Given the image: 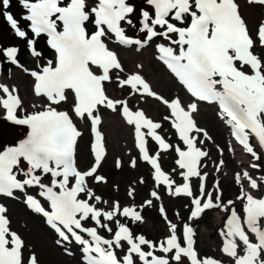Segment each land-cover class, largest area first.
<instances>
[{
	"label": "snow or ice",
	"instance_id": "snow-or-ice-1",
	"mask_svg": "<svg viewBox=\"0 0 264 264\" xmlns=\"http://www.w3.org/2000/svg\"><path fill=\"white\" fill-rule=\"evenodd\" d=\"M245 2L264 7V0ZM19 3L27 11L21 19L30 22L31 35L9 10L12 0H0V15L25 40L36 66L29 69L21 64L17 47L0 48V57L33 78V94L42 102L33 103L28 111L19 89L0 82L2 118L26 129L23 139L0 146V197L23 199L33 213L45 219L66 254L75 255L72 248L76 247L84 264H185V260L188 264H224L215 257L201 256L196 248L197 233L190 221L200 220L211 210L226 214L219 236L221 252L231 264H264V175L237 172L234 180L240 193L236 200H223L219 182L209 190L204 161L210 152L204 145L212 137L195 119L198 102L218 105L234 141L252 158L250 168L264 171V21L253 35L239 0ZM129 29L137 34L129 35ZM41 38L52 58L38 49ZM112 43L137 53L154 47L157 59L194 101L185 105L179 96L169 100L157 93L141 72L143 64L127 74ZM109 84L127 88L133 97L152 98L165 105L170 114L164 119L171 121L185 147L168 143L158 131L162 124L143 109H134L128 99L110 97ZM105 111L119 113L133 127L135 146L154 170L155 188L150 197L160 201L158 189L166 186L169 196L189 200V222L182 225L172 222L164 206H159L169 230L162 240L153 241L132 230L127 221L145 222L135 205L122 207L117 200L106 208L109 201L91 186L108 184L100 171L108 155ZM78 122L88 126L94 137L90 144L93 163L84 170L77 161L83 136ZM149 138L160 149L155 154L150 152ZM216 147L222 156L224 149ZM161 152L178 155L175 163L181 170V184L162 169ZM224 165L219 160L216 170ZM116 167H122V162L117 160ZM131 167H137L135 159ZM193 178L199 181L195 186ZM253 190L261 195H254ZM134 193L133 189L128 195L134 199ZM154 200L147 199L141 209L154 207ZM8 213L6 204L0 202V264H40L35 251L28 252L25 239L12 229Z\"/></svg>",
	"mask_w": 264,
	"mask_h": 264
},
{
	"label": "bare ground",
	"instance_id": "bare-ground-1",
	"mask_svg": "<svg viewBox=\"0 0 264 264\" xmlns=\"http://www.w3.org/2000/svg\"><path fill=\"white\" fill-rule=\"evenodd\" d=\"M136 2H137V4H139L140 0H137ZM21 9H22V7L18 4L17 0H12V5H11V8L9 10H14L16 13H18ZM241 10L245 14V16H246L245 18L247 19L249 25L251 26V29L253 30L255 27V25H254L255 24V17H254L255 7L243 3L241 5ZM17 20L20 21L21 26L24 25L23 21L21 20V17L18 15H17ZM129 30L132 31L133 33H135V31H133L131 29H129ZM8 41L14 42L15 45L17 46V48L20 49L19 60H20L21 64H24L26 62V60H32L33 59L30 56V50L28 49L27 45H25L23 43V40L16 35L15 31L10 27L9 24H7L3 20H1V15H0V47H1L3 42H8ZM110 47L114 48L115 50L116 49L121 50V52H120L121 60L125 66V69L129 70V72H127V74L132 73V72L137 70V68L135 67V64H136L135 61L136 60L134 58L133 53H131L130 51L124 50L123 48H120V47H119L120 48L119 49L115 45V43L110 44ZM38 49L41 50L42 52H44L47 57H49L51 54V50L46 46L43 38H41L38 41ZM148 49L151 50L152 47H149ZM142 51H147V49L142 50ZM28 56H30V57H28ZM145 59L149 60L148 61L149 63H148V66L143 67L142 71H143L144 75L146 74V76H144V77L150 82L153 89H155V91L157 93H159L160 95L170 94L172 96L175 94V96L180 97L181 96L180 95L181 93L179 91L180 89H177V87L170 84V82L167 81L164 77H160L159 75H157V71L155 70L154 67H159L158 64L159 65H161V64L157 60H155L154 58L150 57V55H147L145 57ZM155 61H157L158 64ZM1 63L5 66L6 74L8 75L9 73H11V70H10L11 68H9L10 63H8L5 59L0 57V64ZM137 64H139V63H137ZM149 64L154 65V67H152ZM150 67H151V69H150ZM161 67H162V65H161ZM145 68L147 70H144ZM12 73H13L12 74L13 76L10 77L12 79L11 81L18 84L20 94H21L23 101H24V106H26L28 108L31 107L32 103H31V100H30L29 94H28L29 93V88H28L29 87L28 86L29 80H28L27 75H24L22 73H18L17 71H13ZM165 74H166V76L167 75L170 76L167 72ZM147 75L149 77L153 78L157 82V84H154L152 79H148ZM4 77H5V75H4ZM113 86H114V84L107 85V87H113ZM115 90L118 91L119 89L115 88ZM107 91H108V93L114 95L112 89L107 88ZM127 92H129V90L127 88L124 89V93H127ZM118 93H120V92H118ZM113 95H111L110 97H113ZM151 100H153V99H151ZM151 100L150 99L141 100L139 102V104L143 108L146 109L145 112L149 117H151L155 121H157L158 114L151 111L152 110L151 108L154 106H157V105L153 103L155 100L154 101H151ZM202 106H204V108H199V111L196 115L198 116V118L200 117V122L202 121V123H205L209 127V130H211V132L213 133V135L215 137L216 143H218L220 146H222L223 138H224L222 127L219 124V122L216 121L215 118H213L212 112L210 110H208L209 109L208 107H210V105L202 104ZM203 113H206V114L204 115ZM112 115L113 114L109 113V112L103 113V117H104L103 129L105 130V136H107V139H108V154L110 155L112 152L115 153L116 151H120L121 149L125 150V153H127L128 148L131 147V145H130V141H127L129 139L127 137V135L126 134L122 135V131L125 129L123 126H125L128 129L129 133H130V129L125 124H123V126H118L117 119L110 118ZM5 126H7V130L4 129L5 130L4 133H6L7 135L11 136L14 139L20 135V129H18L17 126L9 125L4 120L0 119V130L3 129ZM83 126L85 129V132H87L86 125L82 124V127ZM224 140H225V138H224ZM121 141H123L124 144H121L120 143ZM80 143L82 145L80 144V146H79L78 154H79L80 158L84 157L85 159H87L86 154L88 153V151H87V147L84 145V143H86V137L85 136H83V139H81ZM169 154L170 153L167 152L165 154V156H167ZM225 159H226V161L224 160L225 161L224 167H226L227 164L232 165V163L235 161L227 152H225ZM169 161H171V159H169ZM80 163L83 164V161L80 160ZM239 163L244 164L243 162H237V161L235 162L236 165H238ZM168 170L172 173V176H176L178 174V171L176 169H175V171H173L170 167H168ZM103 171L106 173V176L108 177V179H114L116 181L121 182L120 180L122 179V175H119L118 172L114 171L110 167L108 161L104 162V170ZM122 172L128 174V170H123ZM140 174H143V173L141 172ZM219 174L221 176V180H224L225 177H227V176L223 175L221 172H219ZM148 180H149V177L146 176L143 186L140 184H137L136 188H134V190L137 189L136 198L139 196V194L141 192H143L144 186H146ZM121 183H123V182H121ZM231 183H232V181L230 179L226 178L224 180V185H228ZM234 185L235 184L233 182V185L228 187V189H230L231 191H235ZM97 192L101 196H105L107 198H109L108 194H110V193L114 194L115 193L112 191V189H110L109 184L104 185V186L100 185L99 187H97ZM226 192H228V191L226 189H224L223 193H226ZM229 193L232 194V192H229ZM186 202H187V199L178 198L177 202H176V206L179 209L180 206L182 204L185 205ZM165 207H167V206H165ZM149 209H150L149 207L145 206V213L148 211L146 213V216L148 217L147 214H149L151 219L147 218V220L140 225V229L144 230L147 233L149 238H153V237H157L159 234H161L163 232V225L161 224L159 217H157ZM171 210H172V207L168 206L167 207L168 213H170L173 220H176L177 217L171 213ZM9 211L11 212V214L12 213L17 214L18 210L14 209L10 206ZM179 211H180L181 217H186V210H184V211L179 210ZM211 223H212V221H207L208 225H210ZM31 226H32V228L36 229V224L34 222L31 223ZM209 235L212 236V238H214L213 237L214 235H212L211 233H209ZM197 236H198V240H197L198 241V247L200 248L201 252L210 251L209 245L205 243L206 241H208L207 240V237H208L207 233L200 231ZM204 237H206V239ZM70 263L71 264H77V259H73V261L71 260Z\"/></svg>",
	"mask_w": 264,
	"mask_h": 264
},
{
	"label": "rangeland",
	"instance_id": "rangeland-1",
	"mask_svg": "<svg viewBox=\"0 0 264 264\" xmlns=\"http://www.w3.org/2000/svg\"><path fill=\"white\" fill-rule=\"evenodd\" d=\"M239 3H240V5H242L243 3H245V4H247L246 2H245V0H239ZM252 8V7H251ZM241 12H242V15L244 16V18L246 17L245 16V14L243 13V11L241 10ZM260 12H262V13H264V10H263V7H258V6H256L255 7V13H254V17H255V27H254V31H256V29H257V26L260 24V21H259V19H260V16H261V14H260ZM249 24V23H248ZM251 28V27H250ZM150 50V49H149ZM131 53H133L134 54V58H135V63L137 62V63H139L140 62V64H143L144 66H148V61L149 60H146L145 59V57L147 56V55H150V52L149 51H141V52H139V53H137V52H135V51H130ZM150 57H151V55H150ZM156 63H157V61H155ZM136 63V64H137ZM158 64V63H157ZM149 65H151V64H149ZM152 67H154V65H151ZM158 66L159 67H154L155 68V70L157 71V75H159L160 77H164L167 81H169L170 82V84H172V85H174L175 86V81L170 77V76H166V74H164V71L162 70L163 69V67H161V65H159L158 64ZM150 69H151V67H150ZM144 70H147L146 68L144 69ZM19 73H20V71H18ZM144 74V73H143ZM145 76H146V74H145ZM147 77H148V79H152L153 80V83L154 84H157V82L153 79V78H151V77H149L148 75H147ZM176 87V86H175ZM151 100V99H150ZM151 101H154V100H151ZM154 104H156L157 105V102L156 101H154L153 102ZM200 108H204V106H202V107H200ZM209 108V107H208ZM213 116V115H212ZM110 118H112V119H117L118 120V126H123V124H121V123H119V119H118V117L116 116V114L115 115H112ZM213 118H215L214 116H213ZM216 120V119H215ZM202 122V121H201ZM125 129L122 131V135L123 134H126L127 135V137L129 138V140H130V133H129V131H128V129L125 127V126H123ZM211 131V130H210ZM0 136H1V134H0ZM132 138V137H131ZM3 140L0 138V143L2 142ZM131 143V142H130ZM82 145V144H81ZM84 145L86 146V143H84ZM214 149H215V147H213ZM224 156H225V154H224ZM112 159V155H110V157H109V160H111ZM111 166V165H110ZM124 166H126V165H124ZM111 167H113V166H111ZM113 169V168H112ZM235 169V168H234ZM237 170V169H236ZM235 170V171H236ZM123 171V170H122ZM118 174L119 175H122L123 174V172H118ZM136 174H138V171L137 170H131V173H130V175H131V180H134L135 179V175ZM230 179L231 181H232V179H231V176H230V174L229 175H227V177H225V179ZM224 179V180H225ZM129 179L127 178L126 180H124V182H123V184H120V186H123L124 187V184H125V182H127ZM224 180H221V183H222V186L223 187H225L226 189H228V187H230L231 185H233V181H232V183L231 184H228V185H224ZM104 186V185H103ZM18 206H19V208L22 210V212H23V214L21 213V216L22 217H24V219L25 218H28V216H29V214H28V212L26 211V209L23 207V205H21V204H18ZM21 212V211H20ZM12 216V215H11ZM206 217H208V218H206ZM15 219L16 220H14V223L15 224H17L18 225V227L22 230V232L24 233V236H25V238H26V241H28L30 244H32L33 246H34V250H36V252H37V254H38V257L39 256H41V255H43L42 257H44V258H42L41 260L43 261H40L41 262V264H71L70 263V261L68 260V262L65 260V259H67V257L63 254V253H61V251L59 250V248L58 247H56L53 243H52V240H51V237L48 235V234H46L44 231H43V229L45 230L46 228H44L39 222H37V224H36V229H38V232H34V231H32V229L31 228H29V227H25V225H27V223H25L24 222V224L25 225H21V224H19L18 223V219H19V216L18 217H15ZM211 219V220H210ZM215 217H214V213L213 212H210V213H207L202 219H200V221H199V225H200V228H203L204 229V231H205V233H206V230L207 231H209V232H207V235H208V237H207V240H209V241H211V240H214V238H215V236H213L214 238H212V236H210L209 235V233H211L212 235L213 234H215V232H214V226H215ZM26 220H28V219H26ZM29 220H31V221H35V220H32V219H29ZM28 220V221H29ZM202 221V222H201ZM207 221H212V223L210 224V225H208L207 224ZM202 223V224H201ZM43 228V229H42ZM35 229V228H34ZM35 229V230H36ZM31 231V233H30V235L29 234H27L28 232H30ZM39 232L41 233V234H43V235H41V234H39ZM32 236V237H31ZM41 238L43 239V240H41ZM205 239H206V237H204ZM197 245H198V241H197ZM39 248H40V251H39ZM40 258V257H39ZM65 258V259H64ZM48 262V263H47Z\"/></svg>",
	"mask_w": 264,
	"mask_h": 264
}]
</instances>
